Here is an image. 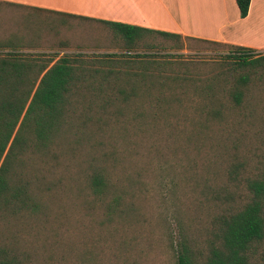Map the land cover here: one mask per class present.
<instances>
[{
  "label": "rangeland",
  "instance_id": "rangeland-1",
  "mask_svg": "<svg viewBox=\"0 0 264 264\" xmlns=\"http://www.w3.org/2000/svg\"><path fill=\"white\" fill-rule=\"evenodd\" d=\"M30 23L32 35L27 40L18 36L14 53L78 54L83 68L99 72L126 66L104 56L126 51L103 24L37 15ZM142 43L154 49L141 46L134 52L153 51L166 63V71L181 79L163 86L184 94L173 103L142 96L128 103L118 100L103 115L100 105L114 94L102 90L115 89L113 82L93 92L85 88L102 81L80 83L83 96L64 129L65 154L55 178L62 192L43 199L49 223L35 226L31 221L37 228L28 230L30 239L22 232L28 264H175L178 242L192 247L203 261L215 242V217L225 207L214 196L222 187L231 188V165L240 158L264 161V74L251 76L235 107L227 91L245 71L236 59L226 57L228 44L156 36ZM138 70L145 71L142 65ZM151 83L137 82L142 89L162 84ZM102 167L123 198L125 213L112 221L88 187V176ZM237 186L234 191L244 193ZM255 259L264 263V242Z\"/></svg>",
  "mask_w": 264,
  "mask_h": 264
},
{
  "label": "trees",
  "instance_id": "trees-1",
  "mask_svg": "<svg viewBox=\"0 0 264 264\" xmlns=\"http://www.w3.org/2000/svg\"><path fill=\"white\" fill-rule=\"evenodd\" d=\"M236 4L240 17H246L250 0H236ZM98 22L125 46V54L104 55L115 58L109 62L125 64L123 71L85 69L81 65L85 61L78 54L58 58L57 52L34 56L0 53V264H28L30 256L23 249L22 232L30 239L28 230L33 231L40 223H49L48 205L43 199L63 189L55 178L61 154H65L64 129L75 114L77 99L83 96L80 83L102 81V85L90 84L91 87L85 88L93 92L103 89L104 83L113 82L111 88L115 89L102 90L106 95L114 94V99L108 97L100 105L103 115L115 108L112 102L128 103L141 96L156 103H173L184 91L163 85L167 81H179L180 77L166 71V63L153 51L149 54L134 51L142 49L141 46L144 50H153L151 44L142 43L150 36L222 45L118 22ZM229 47L226 57L236 59L239 68L245 71L235 79L234 89L227 91L235 107H239L251 76L257 72L264 74V56L250 48ZM140 65L144 72L138 70ZM138 81L162 84L142 89ZM240 159L231 165V185L228 184L231 188L222 187L214 196L225 207L215 217V242L210 245L208 255L200 261L192 247L178 242L175 264H264L255 259L257 246L264 242V161L254 163L250 159V163ZM237 185L242 186L244 193L234 191ZM88 187L93 197L102 202L108 221L124 215L122 195L105 167L91 172ZM31 221L35 222L34 227Z\"/></svg>",
  "mask_w": 264,
  "mask_h": 264
},
{
  "label": "crops",
  "instance_id": "crops-1",
  "mask_svg": "<svg viewBox=\"0 0 264 264\" xmlns=\"http://www.w3.org/2000/svg\"><path fill=\"white\" fill-rule=\"evenodd\" d=\"M35 15L118 22L250 48L264 56V0H250L244 18L236 0H0V53L18 51L12 43L32 35L28 26Z\"/></svg>",
  "mask_w": 264,
  "mask_h": 264
}]
</instances>
